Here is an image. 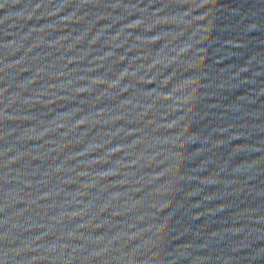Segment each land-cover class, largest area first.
Wrapping results in <instances>:
<instances>
[{"label": "water", "instance_id": "water-1", "mask_svg": "<svg viewBox=\"0 0 264 264\" xmlns=\"http://www.w3.org/2000/svg\"><path fill=\"white\" fill-rule=\"evenodd\" d=\"M0 264H264V0H0Z\"/></svg>", "mask_w": 264, "mask_h": 264}]
</instances>
